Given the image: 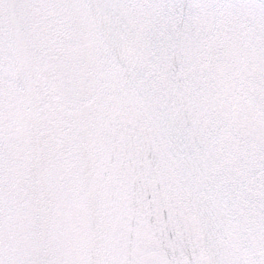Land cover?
Wrapping results in <instances>:
<instances>
[{
  "label": "snow or ice",
  "instance_id": "snow-or-ice-1",
  "mask_svg": "<svg viewBox=\"0 0 264 264\" xmlns=\"http://www.w3.org/2000/svg\"><path fill=\"white\" fill-rule=\"evenodd\" d=\"M0 264H264V0H0Z\"/></svg>",
  "mask_w": 264,
  "mask_h": 264
}]
</instances>
